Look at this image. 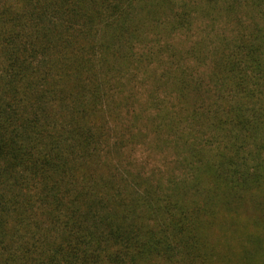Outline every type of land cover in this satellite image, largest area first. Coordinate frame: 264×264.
Segmentation results:
<instances>
[{
	"label": "trees",
	"instance_id": "16d2710c",
	"mask_svg": "<svg viewBox=\"0 0 264 264\" xmlns=\"http://www.w3.org/2000/svg\"><path fill=\"white\" fill-rule=\"evenodd\" d=\"M0 264H264V0H0Z\"/></svg>",
	"mask_w": 264,
	"mask_h": 264
},
{
	"label": "rangeland",
	"instance_id": "374dc122",
	"mask_svg": "<svg viewBox=\"0 0 264 264\" xmlns=\"http://www.w3.org/2000/svg\"><path fill=\"white\" fill-rule=\"evenodd\" d=\"M138 155H139V153H138ZM139 159H142V156H141V154H140V157H139Z\"/></svg>",
	"mask_w": 264,
	"mask_h": 264
}]
</instances>
